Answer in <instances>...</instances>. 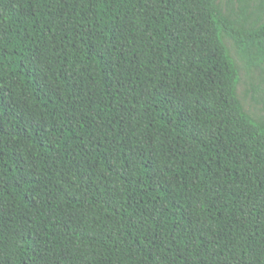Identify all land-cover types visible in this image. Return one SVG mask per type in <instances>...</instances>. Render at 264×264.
Wrapping results in <instances>:
<instances>
[{
	"label": "trees",
	"instance_id": "trees-1",
	"mask_svg": "<svg viewBox=\"0 0 264 264\" xmlns=\"http://www.w3.org/2000/svg\"><path fill=\"white\" fill-rule=\"evenodd\" d=\"M238 1L0 0V264H264Z\"/></svg>",
	"mask_w": 264,
	"mask_h": 264
},
{
	"label": "rangeland",
	"instance_id": "rangeland-1",
	"mask_svg": "<svg viewBox=\"0 0 264 264\" xmlns=\"http://www.w3.org/2000/svg\"><path fill=\"white\" fill-rule=\"evenodd\" d=\"M225 9L228 7L234 10L235 16L241 13V3L238 0H221ZM261 0H250V11H254V6ZM253 19H256L253 16ZM251 21V20H250ZM227 45L231 49L232 55L235 58L240 71H241V83L239 85V96L242 99L245 108L254 116L258 117L264 114V93L258 94L259 101L252 98V92H250L252 85H260L264 89V71L261 69H254L251 74L246 70L244 62L239 57L236 47L232 40L227 39Z\"/></svg>",
	"mask_w": 264,
	"mask_h": 264
}]
</instances>
